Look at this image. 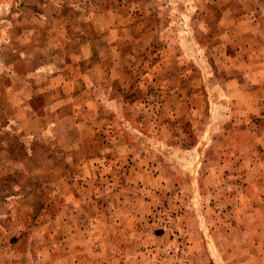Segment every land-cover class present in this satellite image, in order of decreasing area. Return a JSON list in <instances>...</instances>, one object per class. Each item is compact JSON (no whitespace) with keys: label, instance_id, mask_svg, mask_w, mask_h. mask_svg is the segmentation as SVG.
Instances as JSON below:
<instances>
[{"label":"rangeland","instance_id":"374dc122","mask_svg":"<svg viewBox=\"0 0 264 264\" xmlns=\"http://www.w3.org/2000/svg\"><path fill=\"white\" fill-rule=\"evenodd\" d=\"M186 220L264 264V0H0V264H199Z\"/></svg>","mask_w":264,"mask_h":264},{"label":"crops","instance_id":"0c3cea01","mask_svg":"<svg viewBox=\"0 0 264 264\" xmlns=\"http://www.w3.org/2000/svg\"><path fill=\"white\" fill-rule=\"evenodd\" d=\"M216 213L218 214L219 212L217 211ZM188 214H189V212H187V215ZM196 218L198 219V221L202 220L203 214L198 215ZM184 224H185L186 228L188 229V234L190 237L189 241L191 243V245H190L191 253H193L194 250H199L200 248L204 249V251L207 250L206 253H201V256H203V258H199V257H197L198 259L196 258V263H199V264L200 263H202V264H220V260L217 258L218 255H216L217 253L215 251L221 249L223 242L219 241L217 238L214 239L212 236L209 237V233L207 232V230H205L206 234H204V237H205V239H209V241L207 242L204 239H202V237H199L196 235L197 234L196 229H195L193 222L191 220H186ZM200 224H202V227L204 226L202 222ZM202 230H204V229L202 228ZM207 248L213 250L214 253L209 252V250ZM233 255H235V254L230 253L228 255L226 262H229V263L231 262V264H232V262L239 263L240 261H244L247 264V262H248L247 256L242 255L236 259V258H233Z\"/></svg>","mask_w":264,"mask_h":264}]
</instances>
